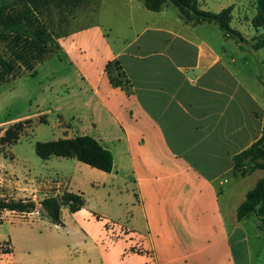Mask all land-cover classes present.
Returning a JSON list of instances; mask_svg holds the SVG:
<instances>
[{
  "label": "crops",
  "instance_id": "crops-1",
  "mask_svg": "<svg viewBox=\"0 0 264 264\" xmlns=\"http://www.w3.org/2000/svg\"><path fill=\"white\" fill-rule=\"evenodd\" d=\"M198 1L205 12L233 8L231 27L255 44L257 0ZM90 4L73 19L84 21L57 38L58 54L10 91L26 85L24 118L45 117L53 141L94 138L113 154L114 169L46 160L38 188L83 194L86 205L63 208L64 227L45 215L11 224L20 228L0 239L13 248L0 264H264L260 220L238 219L264 175L251 190L237 187L263 170L241 177L235 169V158L264 134V89L234 75L221 36L217 45L200 32L211 23L194 26L169 5L152 12L142 0ZM112 61L121 63L129 93L111 85ZM109 223L124 234L112 238Z\"/></svg>",
  "mask_w": 264,
  "mask_h": 264
},
{
  "label": "trees",
  "instance_id": "trees-1",
  "mask_svg": "<svg viewBox=\"0 0 264 264\" xmlns=\"http://www.w3.org/2000/svg\"><path fill=\"white\" fill-rule=\"evenodd\" d=\"M5 0H0V5ZM38 0H24L25 10L16 15L5 12L6 7L0 9V36L7 40L14 35L9 46L11 60L0 57V86L10 79H17L19 70L26 73H35L38 66L52 56L58 54L61 47L47 26L37 18L34 13ZM89 1V0H84ZM99 1V0H94ZM145 7L152 12H160L170 3L178 8L181 18L189 24L198 26L203 23H216L227 37L237 40L242 46L245 38L231 27L233 8H227L215 14L200 9L198 0H142ZM83 0H78V3ZM34 6V7H32ZM253 27L259 33L255 38L253 51L264 49V0H257V13L252 20ZM110 83L114 88H121L129 93L130 81L119 61H112L105 69ZM33 124L31 120L18 122L5 131L0 139L1 145H13L20 140V136ZM36 154L42 160L53 157L73 158L92 168L105 173H112L114 169L113 154L105 149L97 140L90 136H81L74 139H59L51 142L36 143ZM249 161L250 164L247 163ZM235 169L241 177L253 170L264 171V134L248 150L235 158ZM86 205L83 194L66 192L62 196L48 197L39 203V209L57 226L64 227L62 219L63 208H68L71 213L82 210ZM38 209L32 200H6L0 199V211H11L22 214L34 213ZM256 216L264 228V177L256 187L249 191L245 202L238 209V219ZM0 241V254H9L4 251Z\"/></svg>",
  "mask_w": 264,
  "mask_h": 264
},
{
  "label": "rangeland",
  "instance_id": "rangeland-1",
  "mask_svg": "<svg viewBox=\"0 0 264 264\" xmlns=\"http://www.w3.org/2000/svg\"><path fill=\"white\" fill-rule=\"evenodd\" d=\"M90 1L78 3V0H38L34 13L41 23L45 24L51 34L55 38L66 34L73 27L81 24L84 19L76 18L80 13H84L86 5ZM89 2V3H88ZM94 3V2H92ZM31 5V4H30ZM6 7L5 12L10 15H16L25 10L24 0H5L1 3ZM32 6V5H31ZM34 7V6H32ZM93 10V4L89 5ZM172 13L180 14V11L173 4H169ZM95 20V19H94ZM212 28H207L205 32L211 38L219 37L223 43L224 50L228 56L236 61V68L233 69L234 75L246 86L251 89H264V49L259 54L253 51L250 44H245L243 48L235 39H227L226 34L219 28L216 23H211ZM2 29L0 28V33ZM250 32L256 34V30L250 27ZM213 34V35H212ZM14 35H10L7 40L0 36V57L11 60L10 42ZM32 75L24 70H19L18 78L10 79L4 85L0 86V139L4 136L5 131L18 122L31 120L33 124L26 128L20 136V140L13 145H1L0 143V199L6 200H32L37 206L48 197H53L54 193L40 190L38 188L45 171V161L36 154V143L51 142L54 140L52 129L43 126L45 117L38 116L36 118H24L31 110V101L29 97L24 96L23 90L29 89L26 85H16L15 92H11L15 85L14 81L24 76ZM34 74V73H33ZM264 175L263 171H257L249 176L245 181L237 185V187L251 190L254 188L258 180ZM236 182L232 179L229 185ZM91 196V195H89ZM60 197V195L58 196ZM44 216L39 209V213L22 214L11 211H0V239H7L8 235L14 228L11 224H21L24 222H35V217ZM40 216V217H41ZM4 251H12V243L10 240L1 241ZM5 253H1L3 255ZM12 254V253H9Z\"/></svg>",
  "mask_w": 264,
  "mask_h": 264
},
{
  "label": "built area",
  "instance_id": "built-area-1",
  "mask_svg": "<svg viewBox=\"0 0 264 264\" xmlns=\"http://www.w3.org/2000/svg\"><path fill=\"white\" fill-rule=\"evenodd\" d=\"M39 212V206H38V209L34 212ZM30 214H33V213H30ZM28 214V215H30ZM108 227H109V230L111 231V235H112V238H119L120 235L124 234V230L122 227H120L117 223H109L108 224ZM134 240H137L139 241L138 243H140L141 239L139 237H133Z\"/></svg>",
  "mask_w": 264,
  "mask_h": 264
}]
</instances>
